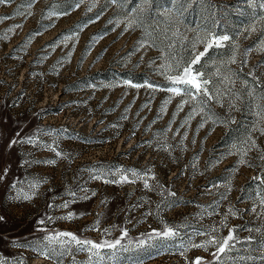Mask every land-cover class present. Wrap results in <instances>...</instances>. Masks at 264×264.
Here are the masks:
<instances>
[{
    "label": "rangeland",
    "instance_id": "1",
    "mask_svg": "<svg viewBox=\"0 0 264 264\" xmlns=\"http://www.w3.org/2000/svg\"><path fill=\"white\" fill-rule=\"evenodd\" d=\"M237 1L152 0L150 5H143V13L142 0H119L115 4L84 0L76 10L72 7L76 0H36L31 9L24 7L27 0L0 5V17H9L0 22V34L15 29L0 40V175L8 170L0 180V216L6 221L0 222V258H8L9 264L17 259L23 264H57L56 258L39 256L28 242L45 235L36 230L40 227L37 221L45 214L61 217L68 212H75L77 217L71 221L56 219L45 227L94 241L114 240L120 229L127 230L122 243L128 251L118 254L119 264H186L185 256L188 261L197 256L210 259L202 249H191L182 256L180 245L189 238L195 243L207 239L196 233L218 225L229 207L240 212L238 218L228 216L227 224L239 229L241 240L249 235L264 240V216L260 215L264 211L260 208L264 184L253 179L264 177V162L255 151L243 158L246 162L238 155H227L251 131L255 121L251 99L246 101L248 107L240 105V111L230 114L235 123L224 126L209 121L197 131L201 115L181 127L190 105L174 115L181 97L165 104L169 93L129 88L123 83H165L154 69L162 55L173 51L168 49V37L177 28L191 41L215 22L214 30L234 37L241 51L252 47L258 33L248 39L241 33L264 12L252 8L253 17L249 18L244 15L245 4L237 5ZM22 11L31 15L22 17ZM153 11L157 14L153 17L154 30L162 33L163 47L142 28ZM65 12L67 15L50 16ZM133 17L139 18V26L125 30V22ZM17 24L22 27L15 28ZM67 34H71L70 39ZM174 51L187 55V49L179 45ZM228 51L213 50L209 55L217 60ZM241 59L238 55L237 64L230 66L239 73L236 89L243 79L250 85L255 83L246 75L249 71L264 82V64L260 63L264 52L249 53L242 73ZM153 60L157 64H152ZM204 70L210 73L211 63ZM141 72L147 76L137 80ZM209 107L221 118L227 113V103L223 108L216 104ZM230 127L232 135L225 137ZM44 130L47 134L40 135ZM29 136L49 144L55 139L62 157L29 144L9 148L12 139ZM222 141L223 145L217 146ZM257 143L264 148V137ZM29 160L31 165L25 163ZM45 160L55 163H40ZM129 169L150 170L154 177L150 184L163 185L169 193L175 192V197L162 200L159 191L144 189L142 180L114 185L92 178L96 172ZM36 179L43 183L35 198L26 202L14 199L13 184L26 189L27 182ZM80 189L95 196L78 199L68 209L48 207L71 199L69 191L82 197ZM221 194L227 200L221 201ZM254 207L255 213L251 211ZM213 208L217 214H212ZM98 219L101 231H89ZM166 225L178 226L179 235L146 240V233L161 231ZM256 228L261 232L246 231ZM104 229L108 233L102 235ZM218 235L226 236L227 229ZM140 240L146 241L143 247ZM12 241L24 244V248ZM61 264H73L71 256L64 257ZM75 264H87L86 255L77 254Z\"/></svg>",
    "mask_w": 264,
    "mask_h": 264
},
{
    "label": "snow or ice",
    "instance_id": "2",
    "mask_svg": "<svg viewBox=\"0 0 264 264\" xmlns=\"http://www.w3.org/2000/svg\"><path fill=\"white\" fill-rule=\"evenodd\" d=\"M36 0H27L24 6L27 9H31ZM111 3H117V0H110ZM152 0H142V6L140 12L143 13L145 8L143 5H150ZM12 3V0H0V5L7 6ZM84 0H76L73 4V10L79 9ZM98 3V0H94V4ZM247 3L253 8L259 7L264 12V0H247ZM92 11V8L88 9ZM22 17L31 15V12H21ZM55 15H67V13H51L50 16ZM9 17H0V22L8 19ZM96 19H99L97 14ZM95 22V21H93ZM140 20L138 17H133L125 22V30L132 28L133 26H139ZM87 24L82 25L80 30H83ZM213 27H208L203 30V34L197 33L193 40L188 41L187 37L179 31L177 28L172 31L171 36L168 37V49L173 50L168 54L162 55L161 60L157 67L154 69L155 73L163 78L164 84H153L151 82L134 83L131 80L124 81V85L129 88H148L153 91H165L169 93L168 99L165 104L170 102L173 97H181L180 102L176 106V114L183 111L185 105H190V111L187 113L184 121L181 124L183 127L185 124L197 115H201V121L198 124L197 131L203 128L206 123L211 121L213 124H220L227 126L229 123H235V118L230 114L235 111H240V105L245 108L248 107L247 100L250 98L255 105V121L251 126V131L247 137L240 143L233 145L234 151L229 152L227 155H238L241 157L242 162L244 157H247L250 152H257L259 160L264 162V148L258 143L259 137H264V82L256 77L252 71H249L247 75L251 77L255 83H249L248 79L240 81V89H236L237 78L239 73L233 71L231 65L237 64V56L240 60V72H243V68L247 66L246 57L254 50L264 52V14L259 19H253V21L243 29L241 35L245 39H248L254 33H258V39L252 47L243 49L241 51L239 44L235 42V38L227 33H219L214 30ZM22 24H17L15 28H21ZM46 30V27H45ZM15 29L9 28L7 33L0 34V40L4 39L9 33H14ZM41 33L37 32L36 35ZM66 38H71V34H67ZM96 39V37H93ZM187 49V55H179L174 50L177 46ZM58 46V45H57ZM143 47V43L140 45ZM51 47V46H50ZM202 47V50H199ZM228 49L229 51L224 57L217 60H213L209 55L213 50ZM163 51V50H162ZM70 62V61H69ZM60 63H63L61 60ZM211 63V72H206L205 66ZM264 64V61L260 62ZM152 64H157V61L153 60ZM260 65L258 64L257 67ZM186 97V99H185ZM227 103V113L224 118L219 117L216 113L212 112L209 105L216 104L221 108L225 107ZM147 107V105H145ZM127 119V117H123ZM174 122V121H173ZM115 127V125H114ZM170 128V125H169ZM47 130H44L40 135H46ZM19 137V133L16 134ZM35 135V134H34ZM186 138V136H185ZM192 143H195L193 140ZM16 144H29L34 147L39 146L55 154L57 158L62 157V152L59 151V145L55 139L52 143H41L33 136L20 139H12L9 142V148ZM170 147V146H168ZM31 165L32 161L25 162ZM43 164H54V160L41 161ZM249 166H252L249 164ZM7 169L4 170V174L0 175V180L5 179L7 175ZM94 180H99L105 184H126L135 183L138 180H142L143 188L148 191H159L162 200L166 196L175 197V192H168L167 189L160 184L152 185L150 180L154 177L150 174V170L143 172H137L135 170H118L116 172H96L93 174ZM254 180L264 184V177L256 176ZM43 183L42 180L36 179L31 182H27V188L22 185L18 187L17 184H13L11 187L16 190V196L14 199L26 202L30 198H35L39 186ZM213 187H218L214 185ZM84 195L78 196L76 191H69L68 196L71 199H67L63 204H49L50 209H68L71 204L76 203L78 199L87 200L90 196H95V193L89 194L84 189H80ZM220 200H227V196L221 194ZM103 203V202H102ZM135 207V206H134ZM260 208L264 209V196L260 199ZM252 212H256L254 207ZM212 214H217L216 208L212 209ZM240 212L234 207H229L224 218L218 225H213L210 228L199 231L197 236H205L207 239L200 243H195L192 238L186 243L180 245V255L185 256V253L191 249H202L204 252L209 253L210 259L202 256L195 257L194 260L188 261L185 256L186 264H264V240L257 241L252 235H249L246 239L241 240L238 236V228H230L227 224L228 216L238 218ZM264 216V211L260 213ZM77 217L75 212H68L67 215L61 217H55L45 214L44 217L37 221L40 226L36 230L44 232L45 235L42 239H37L34 242H28L34 247V250L41 257L46 259L56 258L57 264H61L62 259L66 256H71L73 264H75L76 255L83 253L87 257V264H119V253L127 252L128 249L122 243L128 236L126 229H120V235L114 240L102 239L100 241H94L87 238H82L75 233L65 231H50L47 227L48 224L53 223L56 219L65 221H71ZM0 222H6L3 216H0ZM115 227V226H114ZM227 229L226 236H219L218 233L222 229ZM89 231H101L99 228V219L97 223L88 229ZM246 231L261 232V229H246ZM108 233V229L102 230V235ZM179 235L178 226L166 225L163 230H153L151 233H146V240H153L156 238L171 239ZM145 240H140L139 246L145 245ZM18 248H24V244H17L15 241L10 242ZM256 245L252 247V245ZM236 253V255H233ZM246 253V254H245ZM0 264H9L8 258H0ZM15 264H23L22 259H17Z\"/></svg>",
    "mask_w": 264,
    "mask_h": 264
},
{
    "label": "trees",
    "instance_id": "3",
    "mask_svg": "<svg viewBox=\"0 0 264 264\" xmlns=\"http://www.w3.org/2000/svg\"><path fill=\"white\" fill-rule=\"evenodd\" d=\"M117 1L119 2V0H117ZM237 2H238L237 5H240L241 3L245 4V7H244L245 13H244V15H246L249 18L251 16L253 17V15H252V13H253L252 7L247 3V0H238ZM108 3H109V0H107V4ZM154 16H157V14H154V11L152 13H149L148 14V17L146 19H144L143 27L142 28H143V31L144 32H146V33L148 32L151 35V37L154 39V41L156 43L162 45V43H163V41H162L163 40L162 39L163 38L162 37V33L157 32V31L154 30V28H156V25H155L154 20H153V17ZM220 29H222V27H220ZM154 45H157V44H154ZM162 47H163V45H162ZM146 76H147L146 73L141 72L139 75H137L136 78H137V80H140L142 78H145ZM228 131L229 132L225 135V137H228V136H231L232 135L233 127H230ZM218 145H223V141L220 142L219 144H217V146Z\"/></svg>",
    "mask_w": 264,
    "mask_h": 264
}]
</instances>
